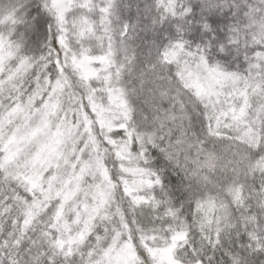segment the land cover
I'll return each instance as SVG.
<instances>
[{"label": "snow or ice", "instance_id": "obj_1", "mask_svg": "<svg viewBox=\"0 0 264 264\" xmlns=\"http://www.w3.org/2000/svg\"><path fill=\"white\" fill-rule=\"evenodd\" d=\"M224 6L0 8V264H264V3L235 0L232 24ZM133 74L172 105L161 127L187 118L183 93L202 108L198 136L176 140L191 159L183 188L151 165Z\"/></svg>", "mask_w": 264, "mask_h": 264}, {"label": "clouds", "instance_id": "obj_2", "mask_svg": "<svg viewBox=\"0 0 264 264\" xmlns=\"http://www.w3.org/2000/svg\"><path fill=\"white\" fill-rule=\"evenodd\" d=\"M139 3H144L145 0H138ZM193 3H197L198 0H192ZM225 0H221L223 4ZM235 0H227V6L220 9L218 18L221 20L226 19L229 24L234 23L233 17L235 11L233 10V4ZM264 3V0H239L241 6L250 4L252 6L260 5ZM125 86L128 89V100L133 109L134 123L138 127L146 129L156 134L158 148L149 149V155L151 157V165L161 175L162 179L167 181L168 190L176 188H183L187 183L184 180V170L191 165V159H186L188 155L186 147H178L176 145L177 137H179L181 130L185 131L189 138L195 139L199 134V122L202 117V108L199 106L193 108L194 101L188 93H183L184 102L187 105V118L184 120H177L176 122L168 121L163 127H161L159 120L169 112L172 105L167 100H162L157 96H153L154 86L152 84L145 83L141 86V82L137 79L136 75L127 76L125 79ZM173 88H179L177 82H173ZM161 109L160 112L153 111V101ZM212 148L213 145H208ZM215 151L223 154L227 148L226 143H218L215 146ZM171 148V151L176 155L172 159H168L167 150ZM155 153L154 155L152 153ZM191 155L194 157L195 152ZM114 170L119 174V165H114Z\"/></svg>", "mask_w": 264, "mask_h": 264}, {"label": "trees", "instance_id": "obj_3", "mask_svg": "<svg viewBox=\"0 0 264 264\" xmlns=\"http://www.w3.org/2000/svg\"><path fill=\"white\" fill-rule=\"evenodd\" d=\"M8 3H9V0H0V8H3Z\"/></svg>", "mask_w": 264, "mask_h": 264}]
</instances>
